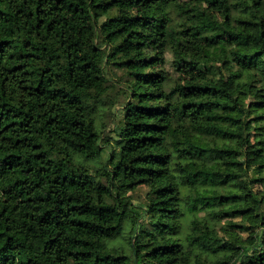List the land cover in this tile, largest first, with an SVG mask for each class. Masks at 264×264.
Returning a JSON list of instances; mask_svg holds the SVG:
<instances>
[{"label": "trees", "instance_id": "trees-1", "mask_svg": "<svg viewBox=\"0 0 264 264\" xmlns=\"http://www.w3.org/2000/svg\"><path fill=\"white\" fill-rule=\"evenodd\" d=\"M0 264H264V0H0Z\"/></svg>", "mask_w": 264, "mask_h": 264}, {"label": "rangeland", "instance_id": "rangeland-1", "mask_svg": "<svg viewBox=\"0 0 264 264\" xmlns=\"http://www.w3.org/2000/svg\"><path fill=\"white\" fill-rule=\"evenodd\" d=\"M119 12L124 13H133L134 8L129 6H122L118 8ZM108 75L111 78L110 86L108 89L107 94L104 97L105 103H97L95 104V112L94 118L96 120V124L98 128L102 131L104 138H108L110 142L113 140V132L111 128L113 126V108H117L119 106L118 101L121 100V95L119 93L120 84L118 81V72L113 69V67L108 66L106 68ZM146 188L145 186L141 185L136 187L134 190L128 191L126 194L132 195L134 198H142L144 195ZM226 223V219L222 221ZM221 234H226L225 228L220 229ZM237 231V230H235ZM238 236L241 238H245L247 233L237 231Z\"/></svg>", "mask_w": 264, "mask_h": 264}]
</instances>
